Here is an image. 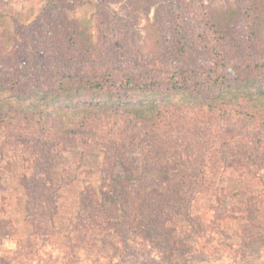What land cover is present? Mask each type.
<instances>
[{"label":"rangeland","instance_id":"374dc122","mask_svg":"<svg viewBox=\"0 0 264 264\" xmlns=\"http://www.w3.org/2000/svg\"><path fill=\"white\" fill-rule=\"evenodd\" d=\"M189 36L193 49L206 37L227 52L234 65L221 67L231 80L225 91L210 89L212 71L197 65L201 47L181 66L174 62L169 42ZM91 41L112 62L99 58L95 67L108 68L122 86L131 67L141 77H176L194 69L188 75L191 94H175L161 106L182 111L201 104L245 113L242 120L209 121L210 134L218 137L205 148L215 152L216 163L200 157L201 141L184 140L193 123L180 115L172 130L182 139L170 146L166 128L152 120L159 101L133 85L122 94L149 99L133 109L134 120L120 126L118 118L95 117L96 125L109 124L91 136L93 122L77 104L79 94L60 93L50 78L33 73L78 69L85 61L81 45ZM24 52L32 62L19 58ZM17 82L34 90L22 103L11 97ZM262 84L264 0H0V110L20 104L48 112L37 131L58 140L59 150L55 163H41L38 145L3 148L0 128V264H264ZM60 95L68 101L58 104ZM103 96L110 98L112 90ZM147 143L155 148L152 156L140 151ZM49 165L47 177L41 169ZM135 203L139 210L132 209ZM38 207L46 220L33 211Z\"/></svg>","mask_w":264,"mask_h":264},{"label":"trees","instance_id":"16d2710c","mask_svg":"<svg viewBox=\"0 0 264 264\" xmlns=\"http://www.w3.org/2000/svg\"><path fill=\"white\" fill-rule=\"evenodd\" d=\"M252 6H254L255 11L258 9V4L254 3ZM72 22V21H71ZM209 24L212 28L216 29V24L213 20L209 19ZM175 27H172L173 30L177 29L175 23H173ZM208 24V23H207ZM259 25L260 24H253L251 25L254 28V33L259 32ZM198 38V37H197ZM193 39L191 36L189 37H183L182 39H176L169 42V45L174 48V54L175 59L174 62L176 63V60L179 59L177 66H181L183 64V60L187 59L190 56L196 55V50L199 49L198 54L201 55L202 62H197V65H201L199 67H202L203 65L212 71L213 73V79L211 78L210 81H212L211 84L216 83V85L208 84L210 89L211 87H218L219 92H223L226 90V88L229 86V83L231 80L228 78V74H226V71H223L221 67H226L228 70L233 69L234 63H230L231 61L226 59V53L222 51V48L220 47L219 43H213V41H210L211 38L208 40L206 37L203 39H199L201 41L200 46H196L193 49ZM208 41V42H206ZM218 41V39H216ZM78 42V40H77ZM107 43H112V40L109 38H106ZM180 42V46H179ZM192 43V44H191ZM94 46V47H93ZM96 43L94 45L93 41L91 42H83L81 47H84L85 50L82 51L81 58L85 60L83 62V65L78 66V69H56V70H48L45 68H41L40 70L34 69L33 73L40 74L39 76L50 78V80L54 83L52 85L53 88L60 89V93L65 94H79V99H77V104L80 105V107H86V110H88L86 113L87 120L90 119V122H93L92 125H89V128L91 129L92 133L91 136H100L102 133H104L107 130V123L106 121L101 122L99 125H96L94 122L95 117L106 119L110 116V118H118L119 121L121 120L120 126H124L128 123L129 117L131 120H134V115H132L133 109L137 107H142L143 101L146 103L149 99H143L141 95L135 98L130 97V95L122 94V90L125 89V86L133 85V89H139L142 88V94H145V96H151V101H159V104L161 101L168 100L170 97L174 96L178 93L183 92H189L191 90L190 80L193 81V78L188 77L189 73H192L194 69L190 70H184L183 75L179 74L176 77L173 75L170 77L169 75H162V77L154 76L153 74L149 73L146 76L141 77V73H138V69H133L132 67L130 69H126V72L123 77V81L125 82V86L120 85L118 80L116 79L117 76L114 74L109 73L108 68L106 69L104 66L102 67H95V62L100 61L99 58L104 59V64H108L109 66L112 65V62H107L106 60L108 57L104 55L103 53H96ZM205 51L203 52V50ZM207 50V51H206ZM222 53L224 55H222ZM23 55H19V58H28L29 62H32V55L27 53H22ZM178 55V57H177ZM41 58V57H39ZM139 58V57H138ZM42 60V58H41ZM124 60L126 58L124 57ZM85 63H87V66H85ZM186 63V62H185ZM92 65V66H91ZM137 66V65H134ZM155 67V66H153ZM138 68V67H137ZM175 72H179V68L176 67V65H173L171 67ZM178 68V69H177ZM192 70V71H191ZM28 73V72H27ZM17 77H20V74L24 76L23 72H17ZM212 76V74L209 73V76ZM209 79V77H208ZM50 81V82H51ZM20 82H17L15 85V88L12 89L13 95L11 97L13 98H20L18 101L24 102L26 101V97L31 95V93H34V90L32 87H24L21 85ZM142 85V86H141ZM264 84H262L263 86ZM170 86V87H169ZM36 90V89H35ZM112 90V96L110 98H105L104 94H111ZM81 92L83 93H90L92 94L91 97L87 96L85 98H82ZM101 95V96H100ZM194 95V94H193ZM197 95H200V93H197ZM141 97V98H140ZM96 98V99H95ZM69 97L65 95L64 97L60 95L58 97V104H63L67 102ZM75 101V99L73 100ZM95 103L96 107L93 108L91 106L92 103ZM21 106V107H20ZM159 110L155 113L154 118L152 119L155 123L154 126L159 127V123H162L163 126L166 128L167 132H164L163 136H165L166 142L168 141L171 145L175 146V140L174 138L178 137V139H182L179 137V134L172 130L174 119L173 118H179V115L188 119V122H190V125L193 123V126L191 130L186 131L185 134L182 136L184 137V140H195V145H200V141L202 142L199 148L196 150L197 152H200L201 150H204V154L200 157L204 159L205 162L208 163H216L215 159V152L210 151L212 148H205L206 143H208V140H211L213 138H217L218 136L216 134L211 135L210 133L213 131V124H211L209 121L211 120H218L219 116L223 117H231V120L234 119H241L242 115H246L243 112L234 111L233 109H222L219 106L214 107H205L201 104L191 106L190 108H187V110H178L175 108L174 105H163L161 104L158 106ZM113 114V115H112ZM112 115V117H111ZM49 114L46 111L43 110H36L31 108L30 110L23 107L22 105L18 104L13 107H6L5 109L0 110V128L2 129L3 133V141L2 145L3 148L6 147L8 149H13L14 146L22 144V145H38L41 147V154H42V161L41 163H55L56 158L58 157L59 150L56 148L58 146V140H53L54 137L48 135L47 136L42 135L39 131H37L38 127H42L44 124L47 123V118ZM214 116V117H213ZM192 117V119H191ZM186 119H181V121H187ZM206 119V121H205ZM84 124L83 127L85 128ZM186 125H183L182 127H185ZM181 127V128H182ZM46 131V129H44ZM151 131V130H150ZM155 134H159V130L152 131ZM194 134V136H193ZM161 134L159 137H156L155 139L161 140ZM211 143H214V140H211ZM145 144V146L140 151L143 154V156H152L154 154L155 148L150 147L153 146L150 143ZM176 149V148H172ZM214 150V149H213ZM145 159V157H144ZM193 164V163H191ZM202 164V163H201ZM204 164V163H203ZM187 168H191L190 165H187ZM41 169V172H45L46 176L48 177L49 173L53 170L51 165ZM24 179V178H23ZM42 186V184L40 185ZM41 191V190H40ZM173 189L167 190V194H170ZM140 196L138 199L141 200ZM28 204H31L30 202ZM32 203L31 205H33ZM132 209L139 210L138 203L133 204ZM45 209L42 207H38L37 209H34L33 211L39 213V218L41 221L46 220V216L44 215L43 211ZM138 213V212H137ZM8 227H10V223H6Z\"/></svg>","mask_w":264,"mask_h":264}]
</instances>
